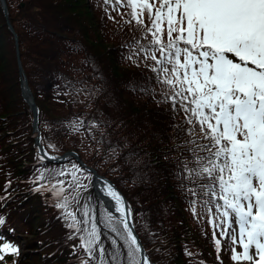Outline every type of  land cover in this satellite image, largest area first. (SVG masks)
I'll list each match as a JSON object with an SVG mask.
<instances>
[{"label":"trees","instance_id":"16d2710c","mask_svg":"<svg viewBox=\"0 0 264 264\" xmlns=\"http://www.w3.org/2000/svg\"><path fill=\"white\" fill-rule=\"evenodd\" d=\"M5 1L8 16L0 0V248L8 243L17 253L0 251V264H16L19 255L27 257L25 264H99L101 259L127 264V246L105 214L112 215L120 233L124 224L96 194L93 173L73 156L53 162L37 152L32 112L20 96L19 58L39 108L41 143L55 156L75 151L116 185L151 264L233 261L232 249H243L210 225L215 208L206 203L207 180L189 172L198 166L188 149L207 141L198 126L188 131L192 125L183 110L163 102L170 90L156 80L154 62L139 52L151 36L132 19L127 0ZM144 20L150 24L146 13ZM58 181H63L61 197L50 191ZM65 196L81 222L79 231L67 226L73 221L56 207ZM92 223L100 239L90 256L81 236ZM32 230L34 238L21 244L20 234Z\"/></svg>","mask_w":264,"mask_h":264},{"label":"snow or ice","instance_id":"6c2138e0","mask_svg":"<svg viewBox=\"0 0 264 264\" xmlns=\"http://www.w3.org/2000/svg\"><path fill=\"white\" fill-rule=\"evenodd\" d=\"M127 6L132 19L151 36L139 52L154 62L156 80L170 90L163 102L183 110L192 125L188 131L198 126L200 138L207 141L188 150L198 166L189 172L207 180L203 187L211 199L206 203L215 208L209 223L242 247V252L232 249L233 261L264 264V0H127ZM145 13L150 24H145ZM131 87L135 90V85ZM77 170L72 172L74 178ZM62 185L58 181L52 186L54 196H62ZM106 191L121 214L124 233L111 224V214L106 213L105 220L124 240L127 264H150L124 219L131 209H125L112 186ZM56 207L73 221L67 226L79 231L81 222L68 210V198ZM89 211L85 206L84 215ZM83 231L81 243L91 256L100 234L95 223ZM215 243L219 251L221 241ZM0 251L15 254L17 248L5 243ZM100 251L103 256V247ZM99 264L107 262L101 259Z\"/></svg>","mask_w":264,"mask_h":264},{"label":"water","instance_id":"95a60500","mask_svg":"<svg viewBox=\"0 0 264 264\" xmlns=\"http://www.w3.org/2000/svg\"><path fill=\"white\" fill-rule=\"evenodd\" d=\"M2 1H3V4H4L3 7H4V10H5V13L7 14V11H6V8H7V7H6V5H5V0H2ZM15 38H16V40L18 39L17 36H16ZM20 71H21V74H20V75H21V77H22V90H23V92H24V96H25L26 100L28 101V103H29V105H30V107H31V109H32V111H33V113H34V120H33V125H34L33 138H34V140H35V146H37L38 149H39V153H40L43 157H45L47 160H49V161H53V162H62V161H64L66 158H68L69 156H73V157H75V159H76V160H77V161H78L83 167H85L87 170H89V171H91V172L93 173V183H94V186H95L96 191H97V188H96V184H95V183H96L97 180H98L99 182H101L102 184L106 185L107 187H108L109 185L112 186V188H113L115 191H117L118 194H120L121 197H122V199L124 200L125 209H126V210L129 209L128 204H127V201H126V198H125V197H124V196L118 191V189H117V187L115 186V184H114L110 179H108L107 177L98 174L94 169H92V168H90V167H87V166L81 161V159L79 158V156H78V154H77L76 152L71 151V152H67V153H65V154H63V155H61V156H55V155L49 153V152L45 149L44 145H42V143L40 142V135H41V134H40V130H39V127H38V108H37L36 104L34 103L33 96H32V93H31V91H30V88H29V86H28L27 80H26V78L23 76L24 74H23V69H22L21 65H20ZM97 194L99 195L98 191H97ZM116 216H118V217L120 218V215H117V214H116ZM124 219H125V221H126V223H127V225H128V228L131 229V230L133 231V234L137 237L139 244L142 246V253H141V256L146 255V256L148 257V255H147V253H146V251H145V249H144V247H143V245H142V243H141V241H140L138 235L136 234V231H135L134 226H133V224H132L131 215H130V216H129V215H125ZM148 258H149V257H148ZM149 261H150V260H149ZM150 264H151V263H150Z\"/></svg>","mask_w":264,"mask_h":264},{"label":"rangeland","instance_id":"374dc122","mask_svg":"<svg viewBox=\"0 0 264 264\" xmlns=\"http://www.w3.org/2000/svg\"><path fill=\"white\" fill-rule=\"evenodd\" d=\"M5 5H6V1H5ZM6 7H7V5H6ZM6 11H7V16H8V12H9V9H8V7L6 8ZM7 24H8V27H9V29L14 33V35H15V37L17 36V38H18V35H17V33H16V31H15V29H14V27L12 26V24L10 23V20L8 19V21H7ZM16 39V38H15ZM18 40V39H17ZM18 43V42H17ZM16 48H17V53L18 54H20V50H19V47H18V44H16ZM18 70H19V73L21 74V71H20V65H21V67H22V69H23V76L26 78V80H27V76L25 75V73H24V68H23V65H22V61H21V59L19 58V61H18ZM27 83H28V80H27ZM28 86H29V83H28ZM29 88H30V86H29ZM20 90H21V92H20V96L25 100L24 101V103H26V105H27V107L26 108H28V109H30L31 110V112H32V128H33V131H34V125H33V120H34V113H33V111H32V109H31V107H30V105H29V103H28V101L26 100V98H25V96H24V92H23V90H22V77H21V75H20ZM30 91H31V89H30ZM31 93H32V91H31ZM32 96H33V100H34V103L36 104V101H35V97H34V95H33V93H32ZM23 103V106H24V108H25V104ZM36 106H37V104H36ZM37 108H38V106H37ZM24 111V110H23ZM22 111V112H23ZM38 112H39V108H38ZM38 127H39V123H38ZM39 130H40V127H39ZM33 131H32V135H33ZM40 134H41V130H40ZM0 139H3V137L1 136L0 137ZM40 139H41V135H40ZM34 146H35V141H34ZM45 147V146H44ZM46 149V148H45ZM47 150V149H46ZM48 151V150H47ZM71 152V151H70ZM78 154V153H77ZM79 156V155H78ZM79 158H80V156H79ZM81 159V158H80ZM81 161L87 166V167H90V166H88L82 159H81ZM92 182H93V179H92ZM116 186V185H115ZM118 189V188H117ZM44 190V189H43ZM123 195V194H122ZM20 196L22 197V196H27L28 197V194L27 193H22V194H20ZM124 196V195H123ZM29 198V197H28ZM18 210V209H17ZM19 211V210H18ZM41 215L42 214H40L39 216H40V218H41ZM16 217V216H15ZM210 219H213V216H211L210 217ZM210 225H212V224H210ZM27 226H29V224L27 225ZM27 226H25L26 228H27ZM20 236H22L23 237V240H21V244H23L24 243V240H28V238H34V231L32 230L31 231V234L30 233H27V234H20ZM214 236H217L216 234L214 235ZM30 251H32V248H29V252ZM227 259H228V257H227ZM27 260V257H25V258H21L20 257V255H19V257H18V259H17V262H16V264H25V261ZM150 263H151V261H150ZM228 264H237L235 261H230Z\"/></svg>","mask_w":264,"mask_h":264},{"label":"bare ground","instance_id":"6f19581e","mask_svg":"<svg viewBox=\"0 0 264 264\" xmlns=\"http://www.w3.org/2000/svg\"><path fill=\"white\" fill-rule=\"evenodd\" d=\"M2 1V0H1ZM2 5L4 6L3 4V1H2ZM4 9V7H3ZM5 12V10H4ZM6 14V13H5ZM39 113V112H38ZM36 150L39 152V149L38 147L36 146ZM96 188H97V191L99 193V195L104 199L105 203L107 204V206L117 215H121L120 213L116 212L115 210V201L107 195V186L102 184L101 182H99L98 180L96 181ZM22 249V248H21Z\"/></svg>","mask_w":264,"mask_h":264}]
</instances>
